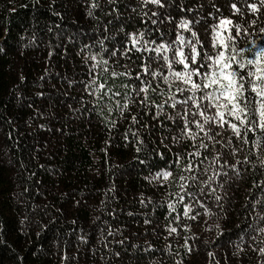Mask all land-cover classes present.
<instances>
[{"label":"trees","instance_id":"trees-1","mask_svg":"<svg viewBox=\"0 0 264 264\" xmlns=\"http://www.w3.org/2000/svg\"><path fill=\"white\" fill-rule=\"evenodd\" d=\"M262 48L264 0H0V264H264V130L173 75Z\"/></svg>","mask_w":264,"mask_h":264},{"label":"snow or ice","instance_id":"snow-or-ice-1","mask_svg":"<svg viewBox=\"0 0 264 264\" xmlns=\"http://www.w3.org/2000/svg\"><path fill=\"white\" fill-rule=\"evenodd\" d=\"M154 2L159 3V0H154ZM253 10L255 11V8ZM228 23H231V21H221L222 25ZM181 27L186 28L187 22L182 24ZM133 42L135 43V40ZM192 52L195 54L189 58H185L183 52L179 53V63L184 66L185 70L190 68V64L186 60H190L193 64L197 62V55L199 54L196 53L195 47H193ZM233 52L235 53V49H233ZM208 59L213 60L212 57H208ZM262 62H264V48L256 53L255 59H247L243 62L237 59L236 54L226 57L224 52L221 51L213 60L214 70L211 72H201L199 68H196L190 71L173 73L177 79L182 80L185 84H190L194 93L205 89H213L211 92H206L201 99L208 100L211 106L216 109V113L214 116H206L203 111L199 112V115L204 118L203 124L197 122V127L201 131H204V124H209L219 118L221 127L224 123H229L232 131L239 137L241 135L240 128L236 123L224 119L225 112L234 120L239 121L241 125H246L249 113H251L254 125L264 130V66H262ZM233 63L236 65L235 68ZM201 67H204V65H201ZM244 69H247V71L245 75H241L240 70ZM193 76L202 77L205 82L203 84L197 83L193 81ZM250 93L255 95L252 96ZM257 97L259 98L258 101ZM257 103L258 108L256 107ZM196 106L197 108L200 107L199 104ZM257 111L259 113L258 121L255 120ZM245 131H247V128H245ZM205 135H208V133L205 132ZM209 138L211 139V137ZM168 175L170 173L164 174L165 179ZM172 231H175V229H172Z\"/></svg>","mask_w":264,"mask_h":264}]
</instances>
